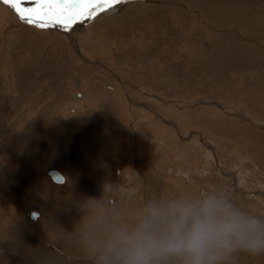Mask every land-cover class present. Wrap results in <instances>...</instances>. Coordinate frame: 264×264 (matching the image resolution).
I'll use <instances>...</instances> for the list:
<instances>
[{"label": "rangeland", "instance_id": "obj_1", "mask_svg": "<svg viewBox=\"0 0 264 264\" xmlns=\"http://www.w3.org/2000/svg\"><path fill=\"white\" fill-rule=\"evenodd\" d=\"M152 4L193 17L139 12L101 34L94 17L36 27L0 0V264H92L71 233L86 198L129 228L148 201L212 192L264 218V81L228 66L218 48L235 36L264 57V31L215 27L182 1ZM40 135L56 159L20 158L18 147ZM51 167L71 180L53 181ZM35 204L51 212L48 230L40 210L29 220ZM229 264H264V255Z\"/></svg>", "mask_w": 264, "mask_h": 264}, {"label": "clouds", "instance_id": "obj_2", "mask_svg": "<svg viewBox=\"0 0 264 264\" xmlns=\"http://www.w3.org/2000/svg\"><path fill=\"white\" fill-rule=\"evenodd\" d=\"M76 210L71 233L92 264H229L240 253L264 255V218L216 192L148 201L130 228L98 198L84 199Z\"/></svg>", "mask_w": 264, "mask_h": 264}, {"label": "bare ground", "instance_id": "obj_3", "mask_svg": "<svg viewBox=\"0 0 264 264\" xmlns=\"http://www.w3.org/2000/svg\"><path fill=\"white\" fill-rule=\"evenodd\" d=\"M153 1L154 0H124L121 4L115 6L110 11L98 12L97 14H95L92 23H90V28L93 31H95V33L102 34L104 33V30L112 24H121V23L123 24L126 21V19H130L132 16L136 14L137 15L140 14L139 12H146V11L152 12V10L155 11H159V10L162 11V9H164L165 11L176 10V12L179 13L181 12L184 15L186 14L190 17H193V14H191L190 12H185L183 9L176 8L173 6L168 7L165 5L163 6L154 5L152 4ZM166 1L170 2V4L171 2L175 3L177 1H182L185 5L187 4L186 6H188L189 8H193L197 10L198 13L203 16V18L208 20L215 27L217 26L220 28L222 27L234 28L239 31L241 30L242 33L243 32L262 33V31H264V0H166ZM23 5H27V4L24 3ZM115 11H117V13L114 17L111 15V13ZM8 13L10 14L11 12L8 10ZM1 14L3 15V12ZM86 19L88 20V18H84L82 23H84V20ZM83 27H84L83 25L82 26L78 25L72 29L76 32H79L80 29H86L88 26H85L84 28ZM224 32L232 33L234 31L232 32L224 31ZM230 40H231L230 42L231 44L222 43L223 45L221 47H218L223 51L224 49H226L225 50L226 52H224L225 58L223 59V62L226 63L228 66L234 65L236 63L240 66L243 63L245 65L244 67H246L247 70L248 68H250L249 70L250 74L253 73L259 79L264 81V75H262L261 72L262 70L261 68H264L263 54L260 56L258 50H255V48L241 42L235 36L229 37L227 41ZM235 56L239 58L238 61H235L234 59ZM259 58L261 60H259ZM219 61L221 63L222 60L220 59ZM78 96H80V94ZM38 218L39 217H37V219Z\"/></svg>", "mask_w": 264, "mask_h": 264}, {"label": "snow or ice", "instance_id": "obj_4", "mask_svg": "<svg viewBox=\"0 0 264 264\" xmlns=\"http://www.w3.org/2000/svg\"><path fill=\"white\" fill-rule=\"evenodd\" d=\"M22 22L36 27L58 25L65 30L72 24L91 19L98 12L110 11L122 0H30L35 7H22L24 0H3Z\"/></svg>", "mask_w": 264, "mask_h": 264}, {"label": "crops", "instance_id": "obj_5", "mask_svg": "<svg viewBox=\"0 0 264 264\" xmlns=\"http://www.w3.org/2000/svg\"><path fill=\"white\" fill-rule=\"evenodd\" d=\"M43 129V128H42ZM28 143H29V145L31 146V148H33L34 149V154L32 153V151H28V150H32L31 148L30 149H28V148H26L27 146H28ZM52 143L53 142H51V139L50 140H48V141H46V140H44V138H43V136H41L40 135V137H38V138H35V140H33V141H25V143L23 144V147H18L19 149H25V150H23L22 152H20V153H18L19 154V156H20V158L21 157H23L24 159H26V158H32L33 160H35L36 159V161H33V164H35V163H43L44 162V160L45 159H56V157H53L54 156V154H56V152H55V149L57 148V145L55 146V147H53V145H52ZM34 144V145H33ZM6 151V150H5ZM8 152V151H7ZM10 152V151H9ZM8 152V153H9ZM33 154V155H32ZM30 156H32V157H30ZM30 161V160H29ZM29 161H28V164H26L27 163V161L25 162V163H22L23 165H29ZM32 163V162H31ZM76 164H77V162H75ZM83 163V162H82ZM80 165V164H79ZM84 166V165H83ZM51 168H56V167H51ZM50 169V168H49ZM58 169V168H57ZM58 170H60V169H58ZM83 170H85L84 168H82L81 167V171H82V176L83 177H85L86 179H87V181H89L88 179H90L89 177H88V174L89 173H87L86 175L84 174V172H83ZM88 170H91V169H88ZM61 171V173L63 174V176H64V181L62 182V183H64L65 182V180L68 178V179H70L69 178V176L71 175V173H70V175H66L65 174V172L63 171L62 172V170H60ZM71 171V170H70ZM81 176V177H82ZM74 177V176H73ZM78 177V178H77ZM75 179H80L81 177H79V176H77ZM71 180V179H70ZM85 183H87V182H85V181H83V180H81V185H79L81 188H82V190H84L85 188L87 189V187L85 186V185H88V184H85ZM36 186H39L40 185V183H36L35 184ZM37 189H40V187H38ZM37 205L35 204V209H38V210H40L41 211V213L43 214V216H42V218H40V219H43L44 221H45V223L42 225L43 227H42V229L45 227L46 228V230H48V226H47V223L49 224V222H50V220H51V216H49L50 214H51V212H46V209L44 210L43 208L41 209V208H39V207H36ZM29 207H31V206H28L27 208H29ZM33 207V206H32ZM39 214H40V212H39ZM39 217V216H38ZM37 219V218H36ZM35 219V220H36ZM31 221H34V220H31ZM46 221H47V223H46ZM0 235H1V232H0ZM52 236V235H51Z\"/></svg>", "mask_w": 264, "mask_h": 264}, {"label": "water", "instance_id": "obj_6", "mask_svg": "<svg viewBox=\"0 0 264 264\" xmlns=\"http://www.w3.org/2000/svg\"><path fill=\"white\" fill-rule=\"evenodd\" d=\"M77 94L79 95L80 93L78 92ZM47 173L50 176V178H52V180L56 182H63L64 180L63 174L57 168H50L47 171ZM27 215L29 216L30 219L34 220L38 217L39 212L37 209L29 207V209L27 210Z\"/></svg>", "mask_w": 264, "mask_h": 264}]
</instances>
